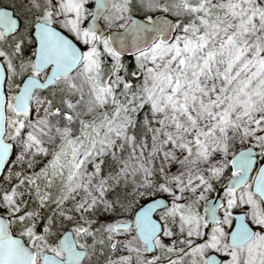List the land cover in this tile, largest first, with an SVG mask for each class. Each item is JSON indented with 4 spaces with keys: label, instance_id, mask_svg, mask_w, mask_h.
I'll return each mask as SVG.
<instances>
[{
    "label": "snow or ice",
    "instance_id": "snow-or-ice-1",
    "mask_svg": "<svg viewBox=\"0 0 264 264\" xmlns=\"http://www.w3.org/2000/svg\"><path fill=\"white\" fill-rule=\"evenodd\" d=\"M0 264H264V0H0Z\"/></svg>",
    "mask_w": 264,
    "mask_h": 264
}]
</instances>
